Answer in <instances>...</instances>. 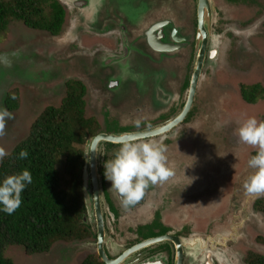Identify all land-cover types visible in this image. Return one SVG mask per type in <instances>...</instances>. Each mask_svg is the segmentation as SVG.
Wrapping results in <instances>:
<instances>
[{
    "label": "rangeland",
    "instance_id": "1",
    "mask_svg": "<svg viewBox=\"0 0 264 264\" xmlns=\"http://www.w3.org/2000/svg\"><path fill=\"white\" fill-rule=\"evenodd\" d=\"M191 2L179 3L174 14L184 11L187 5L192 7ZM216 2L217 15L212 32L220 36L218 54L214 61L205 59L188 118L165 134L154 137L167 148L166 155L174 169L173 181L164 182L163 188L157 187L155 194H149L153 195L152 200L148 197L145 202L154 208L158 206V210L163 208L159 207L161 204L167 205L162 210L166 224L179 227L193 222L197 225L195 228L202 231L209 226L204 235L223 234L221 245L224 246H231V240L236 239L243 247L237 259L245 257V252L264 256V220L253 208L254 202L264 195H250L243 188L244 181L254 172L248 160L257 150L241 143L237 135V129L247 118L264 120V0L257 5L253 0H243L239 4ZM167 5L170 2L164 4ZM125 9L127 15L133 14L130 8ZM69 18L66 13L65 28L69 26ZM127 21L131 25L139 24L133 18ZM70 30L72 28H68L58 46L53 44L60 38L32 30L15 20L9 23L6 36L0 40V108H4L3 98L9 93H14L18 103L16 110H8L14 118L6 121V134L0 137V147L6 151L26 137L35 118L45 108L61 104L66 96L67 82L73 80L86 86V118H95L100 126L104 120L122 124L105 128L107 134L139 132L159 126L168 120L166 118H173L184 105L188 90H183L181 85L192 74L193 44L192 52L180 50L173 61L170 60L173 56H168L165 58L167 64L162 62L166 76L162 90L167 98L161 97L156 104L150 93L144 94L138 89L118 98L115 97L117 89L105 92L108 80L99 79L96 70L101 69L104 59L101 60L107 56V50L116 49V37L82 33L76 39L77 35ZM5 58L11 62L10 67L5 65ZM85 79L93 87L87 88ZM117 147H109V157ZM106 187L111 194L110 200L118 209L121 231L128 228L132 231L151 221L150 207L143 206L149 214L141 218L139 215L144 211L125 208L113 199L117 193L111 189V181L107 180ZM163 195L166 198H162ZM104 203L108 209L105 200ZM191 204L194 208L195 204L200 206L197 212L188 215ZM82 215L85 225L92 228L86 239L57 241L47 252L32 255L14 245L6 248L5 255L15 264H80L87 255H97L94 227L86 218L87 212L83 210ZM204 235L200 233L196 237L204 239ZM107 253L111 256L109 251ZM236 258L231 264L237 262Z\"/></svg>",
    "mask_w": 264,
    "mask_h": 264
},
{
    "label": "trees",
    "instance_id": "2",
    "mask_svg": "<svg viewBox=\"0 0 264 264\" xmlns=\"http://www.w3.org/2000/svg\"><path fill=\"white\" fill-rule=\"evenodd\" d=\"M65 19V8L58 0H0V40L15 20L32 30L58 35ZM85 94L81 81L67 82L61 104L45 108L26 137L0 163V181L25 168L33 177L22 193L20 208L12 215L0 211V264H15L5 255L9 246H21L32 255L47 252L57 241L84 240L91 235L82 223L83 147L87 138L100 131V124L93 117H85ZM4 105L8 110L17 109L14 93L7 94ZM111 126L114 128L115 123ZM23 149L28 150V157L19 159ZM254 209L264 218V198L254 202ZM246 262L264 264V256L248 252ZM80 264L105 263L98 255H87Z\"/></svg>",
    "mask_w": 264,
    "mask_h": 264
},
{
    "label": "water",
    "instance_id": "3",
    "mask_svg": "<svg viewBox=\"0 0 264 264\" xmlns=\"http://www.w3.org/2000/svg\"><path fill=\"white\" fill-rule=\"evenodd\" d=\"M58 1L63 5L66 13H68L70 17L68 20L70 27L68 26V28H72L70 31L74 32L75 36L77 35L76 39H79L82 33L97 34L98 36H114L117 38L118 44L116 49L107 50V56L103 57L101 60L103 61L104 59V62L101 63V69L96 70L99 79L103 77L106 81L108 80L105 83L107 89L105 92L108 91L111 93L116 89L118 90H116V98L121 96V94H131L134 92V89H138L144 94L150 93L152 98L156 100V104H159L158 101L161 97L166 99L167 94L162 90L163 82L166 81V76L163 71L164 63L167 64L165 58L173 56L170 57V60L173 61L174 56L180 52L179 50L192 52V41L195 40V63L194 71L191 75L188 98L182 111L177 116L162 126H155L141 132L125 133L122 136L101 133L88 140L85 144V166L82 171L83 195L89 215L94 206L95 215L101 228L102 213L97 202L96 195L98 187L96 186L95 178L92 182L93 195L95 194L94 201L96 200L95 203L91 201L87 190L89 185V170L93 177L95 176V146L102 140L117 143L123 142V140H135L139 137L151 135L159 136L185 119L194 101L204 59L207 57V59L209 58L211 61H214L218 54L217 48L220 42V36L212 33L214 35H212L214 41L208 43L213 28L212 26L215 22V8L212 0H197L198 5L195 8L194 1L192 0V7L191 5H187L184 11L175 15L174 13L178 3L173 5L171 2L170 5H162V7H165L164 9L162 7L159 8L156 2L148 5L145 0H105L100 3L97 0ZM126 7L130 8L133 14L130 13V15H127L125 12ZM145 12H147V14H145ZM128 18L136 19L139 24L131 25V23L127 21ZM195 18L197 20L196 30ZM64 26L58 35L49 34L53 38H60L53 45H61V38L65 36L68 30V28ZM179 28L181 29V33L178 30ZM162 62H164L163 65H161ZM171 68L173 69L174 67ZM85 81H87V79H85ZM183 85L184 84L181 85V88H183ZM89 86L93 87V85L87 81V88ZM99 86L101 87L100 80ZM4 99L5 97L3 98V105ZM119 123V121L118 123L115 122V126ZM104 125L105 128L112 127L107 124V120L104 121ZM125 125L129 126V124ZM119 126H122V124H119ZM125 136L126 138L123 139L122 137ZM89 145L90 147H88ZM89 159L90 163L87 161ZM171 181H173L172 178L169 179V182ZM99 233L101 235L102 231H99ZM172 241L179 250V259L181 260L182 245L185 244L181 243V241L176 238H173ZM193 241L195 240H190L189 238L186 240V243L188 244ZM97 254L105 264H115L117 260H119L120 264L119 258L113 259L108 256L101 241L97 243ZM211 256H214V253L207 257H209L212 264H215ZM236 261L239 262V264H246L241 257L238 259L236 258Z\"/></svg>",
    "mask_w": 264,
    "mask_h": 264
},
{
    "label": "flooded vegetation",
    "instance_id": "4",
    "mask_svg": "<svg viewBox=\"0 0 264 264\" xmlns=\"http://www.w3.org/2000/svg\"><path fill=\"white\" fill-rule=\"evenodd\" d=\"M99 3L105 0H97ZM109 1V0H106ZM147 4L149 5L150 3L156 2V5L161 8L162 5L166 4L167 2H171V4H176V3H181L184 0H145ZM194 1V6L195 8L198 5L197 0ZM217 0H212V3H217ZM224 1L225 3L232 2V0H220ZM235 1L239 0H234ZM243 2V0H241ZM240 2V3H241ZM256 4V3H254ZM215 6V5H214ZM148 10V6H147ZM143 14V13H142ZM141 14V15H142ZM147 14V12H145ZM217 15V10L214 12V20ZM140 16V14H139ZM214 24V23H213ZM197 20L195 18V30L197 29ZM213 27V26H212ZM186 29V28H185ZM180 32V28L178 29ZM187 32V31H186ZM181 33V32H180ZM210 34V39L209 42L213 41L212 39V34ZM193 43V50H195V40L192 41ZM180 51V50H179ZM203 67L201 69L200 77L203 73ZM194 71V66L192 70V74ZM191 74V75H192ZM200 79V78H199ZM190 81L191 77L189 80H187L184 85H183V90L187 89L189 90L190 86ZM199 84V82H198ZM188 98V94H187ZM186 98V101H187ZM185 101V103H186ZM184 103V105H185ZM183 105V106H184ZM183 106L181 107L179 113L181 112ZM190 113V112H189ZM177 115V114H176ZM175 115V116H176ZM174 118V117H173ZM165 119V118H164ZM165 122L161 124H166L169 121H171V117L166 118ZM182 122V121H181ZM181 122L179 124H181ZM160 124V125H161ZM177 126V125H176ZM174 126V127H176ZM128 134V133H127ZM121 134L120 136H122ZM154 137L156 135H151V136H145V137H139L143 140L145 138H150L151 141H155ZM123 139L126 138L122 137ZM129 140V139H126ZM130 141V140H129ZM123 142H126L123 140ZM106 149H107V142L99 145L97 144L95 146V162H96V167L99 169V174H102L103 176V184H104V173H105V167L104 164L107 160H110V158L106 154ZM89 178L93 182V175L89 173ZM96 182L101 186V184L98 182L97 178L95 177ZM157 187L163 188V186L160 183H157L155 185H150V187L146 190V193L148 195H145L141 201H139L137 204L129 206L130 209H140L144 211L145 213H142L139 215V217H145L147 214H151V221L149 223H144L141 225H138L135 229L133 228L132 231H129V228L127 230L121 231L118 227V218H119V212L118 209L115 207L113 204V201L110 200V192L108 191V188L106 186L104 187H99L100 189L102 188L103 194H101L100 191H97V202L101 211V216H102V229L100 228L98 224V220L96 218V213L94 210V206L92 207V211L89 215V212L87 210V205H85L84 211L87 212V219L88 221L93 225L94 227V241H95V249H96V254H97V243L98 241H101L103 243V248L105 249L106 253L109 251L111 255L115 254L113 259L119 258L120 259V264H212L211 261L209 260V255L214 253V256H211L214 259L215 264H231L232 260H235L236 254H238L241 250H243V247L238 244V241L236 239H230L231 240V246L228 244L221 245L222 238L224 235H218L215 236V234H205L204 233L207 231L208 227H206L205 231H202L200 229L195 228L197 225L192 223L186 224V225H181L179 227L172 226L170 224L164 223L163 220V215H162V210L166 208L167 205L161 204L159 207H163L161 210H158V206L154 208V205L149 204L148 202H145L148 197L151 198L153 195L149 194H155L157 191ZM90 199L92 202L95 203L94 201V195L93 191L91 190L90 193ZM171 195H168L170 197ZM162 198H166V195H163ZM113 199L116 200L117 202H120V196L117 193V195H113ZM199 199V198H198ZM104 200L106 201V204L108 205L105 207ZM199 201H201L199 199ZM159 205V203H158ZM143 206L145 207H150V210L144 209ZM200 204H195V208L191 204L190 208V214L197 212L199 209ZM189 207V204H188ZM154 208V209H153ZM181 210V208H180ZM183 212L185 210L183 209ZM227 223V222H226ZM176 227V229H175ZM224 227V225L221 226V228ZM92 231V228H89ZM99 231H102L101 235ZM203 233L205 238H197L196 235ZM101 236V237H100ZM121 236V238L119 237ZM173 238H176L180 240L181 238H186L188 240H195L191 243H186V240L181 241V243H184L185 245H182V258L181 260L179 259V250L177 249V246L175 243L172 241ZM236 248L234 245H236ZM107 246V247H106ZM209 247V249H207ZM220 248V250H218ZM239 250V251H235ZM246 256L241 257L243 262L248 264L246 262V257L248 252H245ZM98 255V254H97ZM99 256V255H98ZM115 264H119V260L115 262ZM234 264H239V262H235Z\"/></svg>",
    "mask_w": 264,
    "mask_h": 264
},
{
    "label": "clouds",
    "instance_id": "5",
    "mask_svg": "<svg viewBox=\"0 0 264 264\" xmlns=\"http://www.w3.org/2000/svg\"><path fill=\"white\" fill-rule=\"evenodd\" d=\"M233 1L234 0H232L231 3H233ZM240 1L241 0L235 2H238L239 4ZM259 2L260 0L257 1L253 0V3H256L255 5H257ZM214 8L216 10L215 6ZM4 63L6 66L9 67L11 66V62L6 58L4 60ZM204 63H205V59H204ZM4 107L6 106L4 105ZM189 112H191V110L188 111L185 119L188 118ZM178 114L179 112L177 113V115ZM13 118L14 117L12 113L9 112L7 108H0V137H3L6 134L5 132L6 121ZM113 123L115 122L107 121L108 125H111ZM162 125L163 124H161L160 126ZM178 125L179 124H177V126ZM100 128H99L100 131L97 132V134L94 135L93 137L97 136L98 134L105 133L104 123L102 124V126H100ZM109 135H113V134H109ZM116 135H121V134H116ZM237 135L241 143L251 146L257 150L256 154L253 155L248 160V166L251 169H254V172L244 181L243 188L247 194L256 195V196L264 195V120H258L255 117L247 118L237 129ZM93 137L87 138L85 144L88 142V140H90ZM139 139L141 138L126 142H117V143L102 140L98 143L99 145H101L107 142L113 144L112 146H116V147L120 146L119 148L117 147L118 149L115 152L112 151L109 157L107 153L109 147L111 146L107 145L106 154L110 158V160H107L104 164L105 167L104 184H103V176L102 174H99V169L96 167V162L94 160L95 162L94 178L96 177L98 182L101 184L100 186L95 180L96 186L98 187V191H100L101 194H103L102 188L100 189L99 187L106 186L107 180L111 181V189L115 190V192L119 194L121 198L120 199L121 205L125 208L135 205L139 201H141L145 196L146 190L150 187V185H155L157 183H160L164 187L165 186L164 182L168 181L170 178L174 176V169L170 165L168 157L166 155L167 152L166 146L151 140L146 142H133ZM85 144L83 147V158H84ZM88 147H90V145ZM10 155L11 153L6 151L4 147H0V163L3 162L5 157H9ZM27 157H28V150L27 149L21 150L18 158L26 159ZM87 161L88 163H90V159ZM84 166H85V158H84L82 171ZM89 173H91L90 170L88 172V182H89L87 188L88 193H90V191L92 190V181L89 178ZM32 180H33L32 174L27 168L23 169L21 172L10 174L4 177L3 180L0 181V206H2L0 207V211H3L8 215H12L15 211H17L23 202L22 193L25 191L27 185L32 183ZM82 185H83V178H82ZM82 194H83V186H82ZM83 202L84 205H86V202L84 200V195H83ZM83 221L84 219H82V223H84ZM184 240H186V238L180 239V241H184Z\"/></svg>",
    "mask_w": 264,
    "mask_h": 264
}]
</instances>
